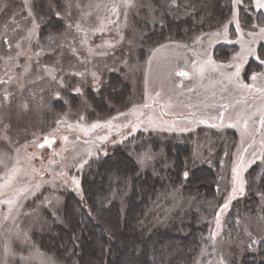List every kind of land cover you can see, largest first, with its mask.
Listing matches in <instances>:
<instances>
[{"label": "rangeland", "instance_id": "rangeland-1", "mask_svg": "<svg viewBox=\"0 0 264 264\" xmlns=\"http://www.w3.org/2000/svg\"><path fill=\"white\" fill-rule=\"evenodd\" d=\"M58 1L0 0V264H59L35 236L68 192L83 196L90 161L112 146L154 137L187 138L196 160L217 164L220 201L211 203L210 243L193 264H234L255 249L264 239L263 211L239 219L235 229L227 221L233 201L247 194L248 173L264 158V65L237 55L242 47L258 54L264 43L249 35L264 28L254 0L234 3L229 20L214 31L153 47L143 43L152 30L145 25L159 20L148 0ZM59 18L64 28L50 30ZM220 43L237 45L221 61ZM113 73L126 74L133 92L128 105L102 111L96 103ZM137 154L141 162L165 153L151 147ZM165 208L158 216L167 221L176 209L165 215Z\"/></svg>", "mask_w": 264, "mask_h": 264}, {"label": "trees", "instance_id": "trees-1", "mask_svg": "<svg viewBox=\"0 0 264 264\" xmlns=\"http://www.w3.org/2000/svg\"><path fill=\"white\" fill-rule=\"evenodd\" d=\"M147 3L159 15L158 22L145 25L152 30L145 35L143 43L150 47L170 39L190 40L195 35L214 31L234 11V0H148ZM241 15L245 27L246 15ZM60 20H51L54 23L48 25L50 30H62ZM236 47L230 43L217 45V60L228 58ZM257 50L258 55L264 53V43ZM254 65L252 59L249 70ZM124 75H110L101 91L105 99L96 103L102 111L108 110L111 103L128 105L133 85ZM151 147L163 148L165 154H156L150 161L141 158V163L138 151ZM193 150L187 138L162 142L154 137L131 147L112 146L107 153L90 161L81 180L83 196L72 191L66 194L58 215L52 216L36 234L37 244L59 264H193L201 248L210 243L214 215L211 203L220 201L216 162L211 159L199 162ZM247 181V194L235 199L227 213L233 229L239 219L256 215L259 210L264 213V206L261 207L264 158L251 168ZM175 189L181 195L173 199L170 193ZM161 202L163 206L169 205L170 210L176 209L167 221L158 216L163 206L158 211L154 208ZM169 209L165 208V215H169ZM233 263L264 264V239Z\"/></svg>", "mask_w": 264, "mask_h": 264}, {"label": "snow or ice", "instance_id": "snow-or-ice-1", "mask_svg": "<svg viewBox=\"0 0 264 264\" xmlns=\"http://www.w3.org/2000/svg\"><path fill=\"white\" fill-rule=\"evenodd\" d=\"M132 0H128V3H131ZM234 3H238V4H242L243 0H234ZM254 3L256 5L257 8L264 10V0H254ZM233 19H235V16H233ZM229 23H231V21H229ZM258 27V25H257ZM237 29L239 30V22L237 21ZM227 32V25H225V33ZM249 35H258L260 39H264V28H260L259 29V33L258 34H253V33H249ZM239 43H241L243 45V41H238ZM254 42V41H253ZM238 56L241 57H245V56H251L254 57L261 65H264V59H261V55H264V53L261 54H257L256 50L253 47H247L244 48L242 47L241 49V53L237 54ZM209 63H211V61H209ZM201 71H203V68H201ZM180 76H187L188 73L181 71L178 73ZM236 75H239V66H237V72ZM257 73H253L251 76V79L255 80L257 77ZM54 78V77H53ZM244 87H250V85H243ZM77 92H79V89H76ZM98 125H93V127H97ZM66 139V138H65ZM54 142L53 140H48L45 139L44 143L39 145L40 147H44L45 144H48L49 146ZM188 173L185 172L184 176L187 177ZM242 190V188H241ZM233 191L235 192V189H233ZM225 207H227V204H225Z\"/></svg>", "mask_w": 264, "mask_h": 264}, {"label": "water", "instance_id": "water-1", "mask_svg": "<svg viewBox=\"0 0 264 264\" xmlns=\"http://www.w3.org/2000/svg\"><path fill=\"white\" fill-rule=\"evenodd\" d=\"M181 71H184V72H187L188 73V75H189V71L188 70H179L177 73H179V72H181ZM54 139V138H53ZM48 140H50V139H48ZM44 143V142H43ZM43 143H41V144H43ZM40 144V145H41Z\"/></svg>", "mask_w": 264, "mask_h": 264}, {"label": "flooded vegetation", "instance_id": "flooded-vegetation-1", "mask_svg": "<svg viewBox=\"0 0 264 264\" xmlns=\"http://www.w3.org/2000/svg\"><path fill=\"white\" fill-rule=\"evenodd\" d=\"M260 11H261V13H264V10L261 9Z\"/></svg>", "mask_w": 264, "mask_h": 264}]
</instances>
